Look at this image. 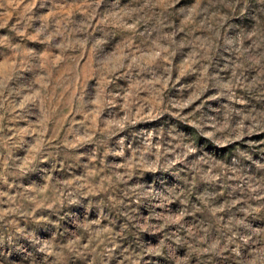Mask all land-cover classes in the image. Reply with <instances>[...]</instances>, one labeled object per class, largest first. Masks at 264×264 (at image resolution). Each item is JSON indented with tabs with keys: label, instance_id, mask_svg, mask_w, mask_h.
<instances>
[{
	"label": "rangeland",
	"instance_id": "1",
	"mask_svg": "<svg viewBox=\"0 0 264 264\" xmlns=\"http://www.w3.org/2000/svg\"><path fill=\"white\" fill-rule=\"evenodd\" d=\"M258 229L264 0H0V264H264Z\"/></svg>",
	"mask_w": 264,
	"mask_h": 264
},
{
	"label": "clouds",
	"instance_id": "2",
	"mask_svg": "<svg viewBox=\"0 0 264 264\" xmlns=\"http://www.w3.org/2000/svg\"><path fill=\"white\" fill-rule=\"evenodd\" d=\"M236 223H237V225H241V224H243V221H237ZM256 234H257V235L264 236V230H259V229H258L257 232H256ZM234 235H235V234H234ZM245 239H246V240H247V239H250V237H247V238H245ZM214 246H215V245H214ZM214 246H213V247H214ZM237 254H239V253L237 252ZM250 264H256V262H255V261H251Z\"/></svg>",
	"mask_w": 264,
	"mask_h": 264
}]
</instances>
